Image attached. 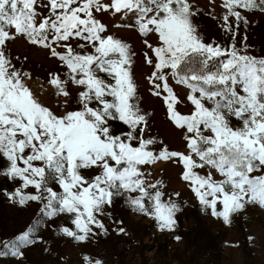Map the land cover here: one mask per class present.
I'll use <instances>...</instances> for the list:
<instances>
[{
	"label": "snow or ice",
	"instance_id": "snow-or-ice-1",
	"mask_svg": "<svg viewBox=\"0 0 264 264\" xmlns=\"http://www.w3.org/2000/svg\"><path fill=\"white\" fill-rule=\"evenodd\" d=\"M254 25L264 0H0V262L111 264L134 219L180 244L189 211L264 212Z\"/></svg>",
	"mask_w": 264,
	"mask_h": 264
},
{
	"label": "rangeland",
	"instance_id": "rangeland-1",
	"mask_svg": "<svg viewBox=\"0 0 264 264\" xmlns=\"http://www.w3.org/2000/svg\"><path fill=\"white\" fill-rule=\"evenodd\" d=\"M203 5L207 0H200ZM206 39L219 38L216 24L209 19L202 21ZM249 39L259 51L264 45V25H254L249 30ZM34 89H40L43 81L30 82ZM50 86L44 84L42 95L47 102L55 104ZM5 217L10 211L0 204ZM247 229V231H245ZM131 241L109 239L102 245L107 250L111 264H264V212L252 209L232 229L202 218L195 210L181 217L180 244L174 243L167 234L155 231L153 222L143 218L132 221ZM251 233L256 240L249 244L246 236ZM238 242V248L225 246V242ZM2 264V262H0Z\"/></svg>",
	"mask_w": 264,
	"mask_h": 264
}]
</instances>
